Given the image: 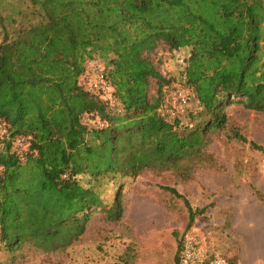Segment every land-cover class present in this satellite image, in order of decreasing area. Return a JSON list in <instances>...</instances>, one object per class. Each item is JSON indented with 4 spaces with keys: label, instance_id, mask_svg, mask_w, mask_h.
<instances>
[{
    "label": "trees",
    "instance_id": "trees-1",
    "mask_svg": "<svg viewBox=\"0 0 264 264\" xmlns=\"http://www.w3.org/2000/svg\"><path fill=\"white\" fill-rule=\"evenodd\" d=\"M171 53L184 61L168 78ZM99 60L120 114L80 84ZM176 81L197 100L187 121L162 112ZM232 103L264 114V0H0V243L57 253L94 214L121 221L124 180L199 157ZM184 202L190 228L204 210Z\"/></svg>",
    "mask_w": 264,
    "mask_h": 264
},
{
    "label": "rangeland",
    "instance_id": "rangeland-1",
    "mask_svg": "<svg viewBox=\"0 0 264 264\" xmlns=\"http://www.w3.org/2000/svg\"><path fill=\"white\" fill-rule=\"evenodd\" d=\"M183 58L163 55L160 72L168 78L180 75ZM97 64L105 68L102 60L88 68ZM171 87L167 102L175 89L193 100L189 111L178 116L187 121L193 109L197 112L194 93L180 81ZM225 111V129L205 137L199 157L177 169L145 170L124 180L121 221L110 222L104 213H96L80 240L57 253L29 243L11 252L0 243V264H175L179 242V264L187 254L188 264H264V114L238 103ZM3 130L0 123V134ZM236 132L248 141L235 139ZM163 187L175 188L183 198ZM104 193L113 200L107 187ZM185 199L194 210H204L190 228Z\"/></svg>",
    "mask_w": 264,
    "mask_h": 264
},
{
    "label": "built area",
    "instance_id": "built-area-1",
    "mask_svg": "<svg viewBox=\"0 0 264 264\" xmlns=\"http://www.w3.org/2000/svg\"><path fill=\"white\" fill-rule=\"evenodd\" d=\"M81 86L89 92L100 94L103 99L106 109L112 114L122 113V108L110 93H108L107 78L104 68L97 64L91 66L82 77ZM171 99L164 105L162 112H166L172 117H178L189 111L191 107L190 98L181 90L175 89L171 93ZM83 123L93 128H104L105 123L99 119H92L89 116H85L82 119ZM14 148L20 154L22 160H24L23 154L28 150V141L25 137H17L14 140ZM190 254H187L183 258V264H188ZM211 264H220V261L215 260Z\"/></svg>",
    "mask_w": 264,
    "mask_h": 264
}]
</instances>
